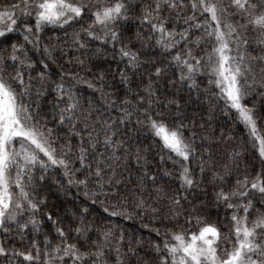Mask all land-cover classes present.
Listing matches in <instances>:
<instances>
[{
    "label": "trees",
    "instance_id": "16d2710c",
    "mask_svg": "<svg viewBox=\"0 0 264 264\" xmlns=\"http://www.w3.org/2000/svg\"><path fill=\"white\" fill-rule=\"evenodd\" d=\"M13 1L0 0V7ZM128 1L127 18L121 19L115 27L120 35V40L115 45L111 40L102 43L87 38L82 29H87L92 23L89 19L90 11L81 21H73L70 26L44 28L39 33L38 47L25 43L23 24H18L16 31L0 37V56L5 57L7 73L15 72L10 66L12 61L9 57L11 46L16 44L24 50L18 55L24 58L26 53L33 65L32 68L25 70V80L30 74L32 84L39 87V78L41 75L45 77L46 90L40 98V114L47 117V126L53 129L55 141L53 146L57 148L58 153L66 145L72 146L73 151L68 153V157L70 167L74 170L79 169L75 171L76 178L84 179L88 169H81L78 159L81 137L73 135L69 127L59 125L58 120L52 119V102L57 95L54 89L58 83L63 82L66 89L70 87L80 100L81 111L77 113L80 122L77 130L85 127L83 119L90 113L88 131L92 132L93 138H98L99 152L106 155L111 153V149H105L103 145L107 125L116 130L113 139L123 145L116 153L120 157L118 161H105L112 167L104 168L103 192L97 190L98 182L95 177L90 178L89 192L95 191L97 193L95 197L85 196L82 185L70 186L69 177L65 176L61 167L49 165L46 172H42L38 167L34 169L35 178L32 182L36 188V198L37 201L43 200L44 203L39 205V211L34 217L28 211L17 217L21 223L27 224V229L22 233L17 224L8 225V232L0 228V243L9 252L13 250L27 252L32 249L33 243L38 244L43 252L46 237L52 240L53 244L58 243L55 226L48 220L49 214L53 221H59L60 226L65 229L69 242L77 243L73 229L79 226L82 214L85 225L91 229L88 233L91 238L89 245H84L83 239L79 242L82 250L96 241L103 231L110 229L113 233L110 244L112 250L104 257L106 264H117L118 255L123 264L141 262L159 264L156 259L157 253L153 251L155 245L169 238L165 235L167 232L197 231L195 227L197 216L203 223L220 229L222 236L226 234L232 210L223 204L219 206L216 204L215 192L221 187L233 188L238 177L242 179L247 172L251 178V175L261 167L257 159L258 153L250 142L247 129L239 121L235 110L226 107L224 100L220 99L219 89L214 84H209V76H196V86L190 88L187 81L180 83L175 66H169L173 64L172 56L183 45H177L171 52H166L156 45L154 36L148 38L151 29L149 25L143 23V17L146 11L151 10L156 0ZM181 11L184 15H192L187 3ZM164 17L171 19L167 11L164 12ZM175 19L177 22L170 27L177 31H183L188 27L181 17ZM202 20L203 18H198L189 23H201ZM74 32H80V38L85 45L83 48L74 43ZM138 34L140 39H137ZM188 35L189 40L186 43L195 54L205 56L204 49L211 50V45L206 44L203 39V29L192 28ZM246 35L248 37L246 55L249 58L264 55L260 52L255 33L249 32ZM196 41H199L198 46L194 43ZM125 45L139 54L141 63L135 71L131 70L128 62L120 57L119 49ZM45 48L49 49L51 55L45 52ZM251 65L253 72L248 78L250 88L243 103L255 109L259 130L264 134V86L261 83L264 81V71H261L264 64L252 60ZM157 67L163 69L159 77L155 75ZM121 73L127 77V83L122 81ZM101 75L103 80L100 79ZM89 83L93 87L90 88ZM36 87L31 89L33 93ZM124 99L129 100L130 104L125 105ZM149 104L150 115L164 120L170 128L182 123L185 138L195 141V157L190 162H185L188 163L196 181L192 188L180 187V164L169 159L168 151L163 149L162 142L154 136L148 122L143 119ZM125 116L124 122L121 123ZM93 128L95 131H92ZM108 134L111 135V132ZM83 139L86 141L87 135H84ZM137 152L141 157L139 160ZM235 153H239V156L234 162L232 157ZM97 158L98 154L89 149L85 164L94 170ZM201 164L204 168L203 173L200 171ZM225 165H228L227 174ZM145 170L148 171L147 177H144ZM41 176L43 181L40 180ZM153 176L156 178L155 181L151 179ZM219 176H223V180H220ZM109 177H112L111 185L107 183ZM141 177H144L143 180ZM172 196L181 199L179 215L175 218L173 209L177 206L173 204ZM93 199L95 203L92 202ZM113 206L117 215H110ZM85 208L88 210L86 213L83 211ZM252 215L254 217L256 213L253 212ZM33 218L39 225L38 231L32 229L30 221ZM186 219H191L193 224H187ZM157 231L160 233L159 236ZM116 246H119V253L115 251ZM129 249L133 251L130 252ZM9 259L10 257H0V264H6ZM43 260L42 255L39 264H43ZM12 264L29 262L18 257ZM69 264H72L71 260Z\"/></svg>",
    "mask_w": 264,
    "mask_h": 264
},
{
    "label": "snow or ice",
    "instance_id": "6c2138e0",
    "mask_svg": "<svg viewBox=\"0 0 264 264\" xmlns=\"http://www.w3.org/2000/svg\"><path fill=\"white\" fill-rule=\"evenodd\" d=\"M185 3L192 11L191 16L184 15L181 11ZM90 9L92 11L89 19L92 23L82 31L89 39L99 40L102 43L111 40L115 45L120 40L115 27L121 19L127 18L129 10L126 0H113V2L95 0V4L84 3L83 0H14L0 7V37L16 31L18 24H23L25 43L38 47L39 33L44 28L70 26L73 21H81ZM165 11L171 19L164 17ZM176 17H181L188 25L183 31L170 27L177 22ZM198 18H203L201 23H189ZM28 21L33 23L30 24ZM143 23L150 26L151 33L148 38L154 36L156 45L166 52H171L177 45H183L172 56L173 64L169 65L170 67L174 65L178 70L180 83L187 81L188 87L194 88L196 76H209V84H214L219 89L220 99L224 100L226 107L235 110L239 121L247 129L261 165L251 178L245 172L242 179L237 178L233 188L221 187L215 192L216 204L218 206L223 204L227 209L232 210L226 234L222 236L220 229L203 223L197 216L195 217L197 231L165 234L169 238L157 243L153 249L157 253L156 259L159 264H264V134L259 130L255 109L243 103L250 88L248 78L253 72L251 61L256 60L264 64V55L251 58L246 55L248 50L246 34L249 32L255 33L260 52L264 53V0H229L228 4H224L223 0H179V2L156 0L151 10L145 12ZM192 28L203 29V39L206 44L211 45L210 51L208 48L204 49L205 56L195 54L186 43ZM33 29H35L34 33ZM73 39L81 48L85 46L80 38V32H74ZM137 39H140L139 34ZM194 43L199 45V41ZM11 49L9 59L12 61L10 66L15 69L14 74L6 72L8 65L5 57L0 56V228L8 232V225L17 224L22 233L27 229V224L21 223L17 217L26 211L31 212L34 217L39 211V205L44 203L43 200L37 201L36 198V188L32 182L35 178L34 169L38 167L42 172H46L49 165L61 167L65 176L69 177L70 186L82 185L85 196L95 197L97 194L95 191L89 192L90 178L95 177L98 182L97 190L103 192L104 168L112 167L105 161H118L120 157L116 153L123 148V145L113 139L116 130L111 125H107L103 145L105 149H111V153L106 155L99 152L98 138H93L92 132L88 131L90 113L83 119L85 127L77 130L80 122V117L77 116L81 111L80 100L70 87L66 89L63 82L58 83L54 89L57 95L52 102V119L58 120L59 125L69 127L73 135L81 137L78 159L81 169H88L84 179L76 178L75 171L79 169L74 170L70 167L71 162L68 157V153L73 151L72 146L68 144L58 153L57 148L53 146L55 143L53 129L47 126V117H42L40 114V98L46 90L45 77L41 75L39 78V87L32 84L30 74L25 80V70L32 68L33 65L29 62L26 53L24 58L18 55L24 51L22 47L13 44ZM44 50L51 55L49 49ZM119 53L121 59L126 60L133 71L141 63L139 54L126 45L119 49ZM162 71L160 67L155 68V75L159 77ZM261 71H264V68ZM121 77L122 81L127 83V77L123 73ZM100 79L103 80V75ZM261 83L264 86V81ZM88 86L93 87L91 83ZM33 87H36L35 93L31 91ZM151 94L149 89V95ZM123 103L128 105L130 101L124 99ZM150 109L151 104L143 119L148 122L154 136L162 142L163 149L168 151L169 159L180 164V187L192 188L196 181L188 163L185 162H190L195 157V141L185 138L182 123L170 128L164 120L150 115ZM125 118L126 116L121 119V123ZM92 131H95V128ZM109 132L111 135L108 134ZM84 135L88 137L86 141L83 139ZM89 149L98 154L94 170L90 165L85 164ZM136 155L139 160L141 158L139 152ZM238 156L239 153L233 154L232 160L235 162ZM145 165H147L146 160ZM224 167L227 174L228 165ZM200 171L201 173L204 171L203 164L200 165ZM147 176L148 171L145 170L144 177ZM144 177H141V180ZM218 178L223 180V176ZM151 179L155 181L156 178L153 176ZM40 180L43 181V176ZM112 182V177H109L107 183L111 185ZM171 199L177 206L173 209V218H175L179 215L181 199L177 196H172ZM92 202L95 203V199ZM140 205H143V201ZM83 211L86 213L88 210L85 208ZM105 211L109 210L105 209ZM192 211L195 212V209ZM253 212L256 213L254 217ZM117 214L113 206L110 215ZM48 220L55 226L56 238L59 242L53 244L52 240L46 237L43 252L36 243H33L32 249L27 252L15 250L9 252L0 243V257H10L6 264H12L18 257L29 264L33 262L39 264L42 255L43 264H69V260L72 264H106L104 257L112 250L110 244L113 233L110 229L103 231L96 241L82 250L79 246L80 240L83 239L84 245H89L91 239L88 235L91 229L85 225L82 214L79 226L73 229L77 243L69 242L65 229L60 226L59 221H53L51 214L48 215ZM30 223L33 230H39L34 218ZM186 223L192 225L193 221L186 219ZM157 235H160L159 231ZM120 239L122 240L123 237L121 236ZM115 251L119 253V246L115 247ZM129 251L133 250L129 249ZM66 257L68 259H65ZM116 260L117 264H123L119 255Z\"/></svg>",
    "mask_w": 264,
    "mask_h": 264
},
{
    "label": "rangeland",
    "instance_id": "374dc122",
    "mask_svg": "<svg viewBox=\"0 0 264 264\" xmlns=\"http://www.w3.org/2000/svg\"><path fill=\"white\" fill-rule=\"evenodd\" d=\"M14 2V1H13ZM84 3H89V4H95V0H83ZM224 4H228L229 0H223ZM11 3V2H10ZM126 4H129V1L126 0ZM90 12L92 11V9L89 10ZM33 23L32 21H28V23Z\"/></svg>",
    "mask_w": 264,
    "mask_h": 264
}]
</instances>
